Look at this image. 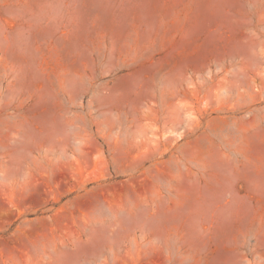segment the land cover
I'll list each match as a JSON object with an SVG mask.
<instances>
[{
	"label": "rangeland",
	"instance_id": "rangeland-1",
	"mask_svg": "<svg viewBox=\"0 0 264 264\" xmlns=\"http://www.w3.org/2000/svg\"><path fill=\"white\" fill-rule=\"evenodd\" d=\"M0 264H264V0H0Z\"/></svg>",
	"mask_w": 264,
	"mask_h": 264
}]
</instances>
